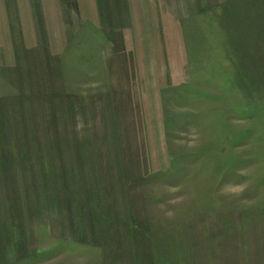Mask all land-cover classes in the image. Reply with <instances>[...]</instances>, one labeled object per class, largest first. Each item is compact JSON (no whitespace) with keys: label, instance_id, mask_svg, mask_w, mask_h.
Returning a JSON list of instances; mask_svg holds the SVG:
<instances>
[{"label":"rangeland","instance_id":"obj_1","mask_svg":"<svg viewBox=\"0 0 264 264\" xmlns=\"http://www.w3.org/2000/svg\"><path fill=\"white\" fill-rule=\"evenodd\" d=\"M149 1L0 39V264H264V0Z\"/></svg>","mask_w":264,"mask_h":264},{"label":"crops","instance_id":"obj_2","mask_svg":"<svg viewBox=\"0 0 264 264\" xmlns=\"http://www.w3.org/2000/svg\"><path fill=\"white\" fill-rule=\"evenodd\" d=\"M3 1L4 5L2 4V8L0 6V39L11 42L13 46L16 35H20L19 42L26 51L30 49V46L43 41L39 32L42 26L48 46L50 45L51 50L58 51L57 59L63 58L62 54L66 51L72 50L66 35L69 32L72 34L70 29L75 24L80 23L82 26L97 30L98 33L100 31L97 21L98 17L100 19L102 17L100 0H14L16 13L13 14L8 9V0ZM149 2V0L126 2L131 8L132 19L139 18V24L142 26L143 18L148 17ZM144 4L147 5L146 12L143 11Z\"/></svg>","mask_w":264,"mask_h":264}]
</instances>
